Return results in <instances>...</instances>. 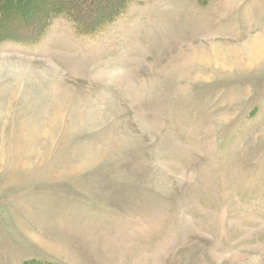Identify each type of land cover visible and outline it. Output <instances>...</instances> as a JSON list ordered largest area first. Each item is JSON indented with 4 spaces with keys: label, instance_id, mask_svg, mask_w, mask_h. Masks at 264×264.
Listing matches in <instances>:
<instances>
[{
    "label": "rangeland",
    "instance_id": "1",
    "mask_svg": "<svg viewBox=\"0 0 264 264\" xmlns=\"http://www.w3.org/2000/svg\"><path fill=\"white\" fill-rule=\"evenodd\" d=\"M19 1L0 264H264V0Z\"/></svg>",
    "mask_w": 264,
    "mask_h": 264
},
{
    "label": "trees",
    "instance_id": "2",
    "mask_svg": "<svg viewBox=\"0 0 264 264\" xmlns=\"http://www.w3.org/2000/svg\"><path fill=\"white\" fill-rule=\"evenodd\" d=\"M19 3L20 1L19 0H0V31L4 29V27L8 28V26H12L11 25V22L7 23L8 26H5L4 25V18H3V14L4 12L8 9L9 10V5L14 9L16 8L17 10L19 9ZM67 5H71V4H67ZM79 5V10L78 12L80 11V14H82V12L84 11V14H85V10L86 9H83L81 4H78ZM72 9V8H71ZM67 10V9H66ZM72 15H73V18L75 19L76 22H79V21H82L83 24H84V21L81 20L82 17H77V15L75 14L74 10L72 9L71 12H70ZM87 14H90L89 13V10L87 9L86 11ZM113 15H116V11H108L105 15H99L97 18L95 19H87L86 21H89L87 23H89L90 25L88 26V28H97V27H100L102 25H104L105 23L109 22L112 18H113ZM52 16H47V18L45 20H48V19H51ZM83 19H86V18H83ZM45 20L41 21L42 23H39L37 25H34V26H31V28L24 32V35L23 34H12L11 36H9V34H0V43H2L3 41L7 40V39H10L12 40L13 42L15 43H19V44H32L34 43L38 37L40 36L42 30H44V27L45 25L47 24V22H45ZM83 28H86V27H83ZM1 33V32H0ZM23 36V37H22Z\"/></svg>",
    "mask_w": 264,
    "mask_h": 264
},
{
    "label": "bare ground",
    "instance_id": "3",
    "mask_svg": "<svg viewBox=\"0 0 264 264\" xmlns=\"http://www.w3.org/2000/svg\"><path fill=\"white\" fill-rule=\"evenodd\" d=\"M252 52H253V57L252 60L256 61L259 60L264 56V36L262 37L261 40H258V38L255 40L252 46Z\"/></svg>",
    "mask_w": 264,
    "mask_h": 264
}]
</instances>
